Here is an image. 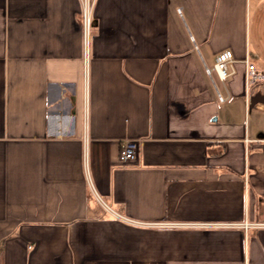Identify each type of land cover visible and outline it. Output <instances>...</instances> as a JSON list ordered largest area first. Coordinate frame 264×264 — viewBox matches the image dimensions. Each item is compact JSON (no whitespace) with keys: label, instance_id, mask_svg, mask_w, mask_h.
<instances>
[{"label":"crops","instance_id":"1","mask_svg":"<svg viewBox=\"0 0 264 264\" xmlns=\"http://www.w3.org/2000/svg\"><path fill=\"white\" fill-rule=\"evenodd\" d=\"M88 1L0 0V264H264V0Z\"/></svg>","mask_w":264,"mask_h":264},{"label":"built area","instance_id":"2","mask_svg":"<svg viewBox=\"0 0 264 264\" xmlns=\"http://www.w3.org/2000/svg\"><path fill=\"white\" fill-rule=\"evenodd\" d=\"M90 12H91V3L88 0H84V10L82 13V21L84 26L85 36L87 37L90 29ZM247 64V72L246 79L248 84L255 83L257 81L264 80V73L259 70L254 64L250 63V61L246 58L245 60ZM234 64L235 58L232 51H226L221 53L216 61L214 67L205 66L206 73L214 80V75L216 74L221 81H225L230 76L234 74ZM218 90V89H217ZM218 97L220 102H225L227 100L226 97L221 95L218 90ZM138 155V144L136 141H127L122 145L121 153H120V162L128 163L136 160ZM257 226H264V224H256ZM245 226H249L246 224Z\"/></svg>","mask_w":264,"mask_h":264},{"label":"rangeland","instance_id":"3","mask_svg":"<svg viewBox=\"0 0 264 264\" xmlns=\"http://www.w3.org/2000/svg\"><path fill=\"white\" fill-rule=\"evenodd\" d=\"M216 76V74L214 75V77Z\"/></svg>","mask_w":264,"mask_h":264}]
</instances>
